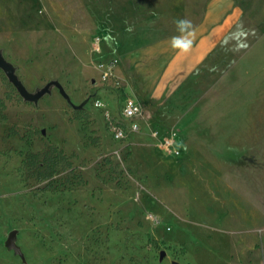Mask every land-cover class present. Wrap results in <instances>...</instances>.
Here are the masks:
<instances>
[{
    "label": "rangeland",
    "instance_id": "obj_1",
    "mask_svg": "<svg viewBox=\"0 0 264 264\" xmlns=\"http://www.w3.org/2000/svg\"><path fill=\"white\" fill-rule=\"evenodd\" d=\"M205 1L0 0V264H264V0L163 101L124 60Z\"/></svg>",
    "mask_w": 264,
    "mask_h": 264
},
{
    "label": "crops",
    "instance_id": "obj_2",
    "mask_svg": "<svg viewBox=\"0 0 264 264\" xmlns=\"http://www.w3.org/2000/svg\"><path fill=\"white\" fill-rule=\"evenodd\" d=\"M238 17L233 0H206L192 27L130 49L124 55L140 96L163 101L180 88L229 32Z\"/></svg>",
    "mask_w": 264,
    "mask_h": 264
},
{
    "label": "water",
    "instance_id": "obj_3",
    "mask_svg": "<svg viewBox=\"0 0 264 264\" xmlns=\"http://www.w3.org/2000/svg\"><path fill=\"white\" fill-rule=\"evenodd\" d=\"M0 68L5 72L6 76L9 78V80L15 85V87L18 89V91L20 92V94L22 96H25V93L21 90L18 82L16 81V79L14 78V76L11 74V71L8 69V67L6 66V64L0 59ZM42 93V92H41ZM38 94L37 96H34V97H31L29 99L31 100H36L40 95ZM14 240H15V232H11L8 239H7V242H6V246L13 250L15 253H19L18 251V248L15 246L14 244Z\"/></svg>",
    "mask_w": 264,
    "mask_h": 264
},
{
    "label": "built area",
    "instance_id": "obj_4",
    "mask_svg": "<svg viewBox=\"0 0 264 264\" xmlns=\"http://www.w3.org/2000/svg\"><path fill=\"white\" fill-rule=\"evenodd\" d=\"M138 113H139V106L136 104V102L134 100L127 99L123 107V115L128 119H132L135 116H137ZM132 128L133 131H137L138 125L134 124ZM114 137L118 140L122 137V133L119 131H115Z\"/></svg>",
    "mask_w": 264,
    "mask_h": 264
},
{
    "label": "clouds",
    "instance_id": "obj_5",
    "mask_svg": "<svg viewBox=\"0 0 264 264\" xmlns=\"http://www.w3.org/2000/svg\"><path fill=\"white\" fill-rule=\"evenodd\" d=\"M178 26L183 30L185 27L190 26V22L186 20H181L178 22Z\"/></svg>",
    "mask_w": 264,
    "mask_h": 264
}]
</instances>
